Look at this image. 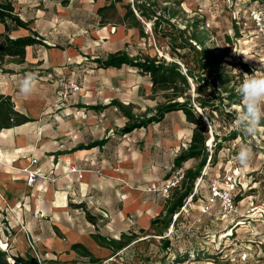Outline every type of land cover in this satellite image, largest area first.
Returning a JSON list of instances; mask_svg holds the SVG:
<instances>
[{"label":"crops","instance_id":"1","mask_svg":"<svg viewBox=\"0 0 264 264\" xmlns=\"http://www.w3.org/2000/svg\"><path fill=\"white\" fill-rule=\"evenodd\" d=\"M15 11L31 21L29 27L45 44L27 45L23 58L5 56L0 62V96L10 101L9 109L18 117L26 118L5 125L9 113L0 112L1 245L28 264L30 259L38 264L37 256L43 264H99L128 246L118 240L138 242L142 233L165 221L171 198L147 188L170 175L174 159L191 142L194 124L183 110H172L157 121L122 131L129 122L124 111L136 121L153 115L160 104L149 76L125 65L143 85L119 91L108 82L88 79L82 84L69 68L76 47L49 43L32 19H25L21 9ZM27 34L22 27L8 33L12 38ZM27 72L38 74L30 96L19 89ZM59 77L81 86L66 102L58 95ZM201 158L189 157L180 165L188 173ZM24 167L40 173L32 185ZM220 214V209L213 213L216 219L233 215Z\"/></svg>","mask_w":264,"mask_h":264},{"label":"rangeland","instance_id":"2","mask_svg":"<svg viewBox=\"0 0 264 264\" xmlns=\"http://www.w3.org/2000/svg\"><path fill=\"white\" fill-rule=\"evenodd\" d=\"M12 1L49 43L69 42L76 47L69 68L82 84L88 79L108 82L119 91H129L136 83L143 85L136 82V72L130 67L99 66L93 60L116 50L176 64L189 82L186 94L201 124L206 160L197 177H193L197 168L186 172L185 182L170 192V203L186 189L193 195L183 200L184 208L167 227L164 221L151 226L138 242L118 240L128 246L99 264H214L219 260L242 264L239 257L244 252L247 264L264 260V215L251 211L264 204V121L255 136L244 135L234 122V113L243 108L238 92L243 75L264 67V36L252 18L254 10L264 18V0H233L232 5L227 0ZM202 47L207 57L220 56L204 70L199 64ZM230 92L239 98L240 106L225 99ZM165 93L168 90L155 91L159 103L165 102ZM244 146L251 149L252 158L242 168L235 157ZM235 168L239 187L237 211L231 213L234 219L219 215L216 219L213 213L220 209L218 203L212 214L203 213L199 198L209 192L210 181L222 180ZM2 247L9 264L10 252Z\"/></svg>","mask_w":264,"mask_h":264},{"label":"trees","instance_id":"3","mask_svg":"<svg viewBox=\"0 0 264 264\" xmlns=\"http://www.w3.org/2000/svg\"><path fill=\"white\" fill-rule=\"evenodd\" d=\"M140 14L145 15L144 11H140ZM30 20H23L19 13L15 11V7L12 0H1L0 1V23L4 26V32L1 35L0 40V62L3 61L5 56H18L20 59L23 58L25 53V47L27 45H33L37 43L45 44L42 41V37L35 31L29 27ZM26 28L29 30V34L17 37H10L8 33L13 28ZM203 45V44H202ZM206 49L205 47L201 48L199 52V64L201 68L204 70L206 65L211 61H216L220 58V56L214 55L212 57H207L205 55ZM94 61L98 63L99 66L101 64H105V66H115L121 67L122 65H128L131 67H135L139 70V72L143 75L149 76V79L152 83V91L155 92L159 90H168V93H165V102L160 103L153 115L147 118L136 119L127 111H124L125 115L128 116L129 122L122 128V131L127 132L136 127L143 126L151 121H157L163 117L166 112L172 110H183L187 120L194 124L193 134L191 137V142L186 150L182 151L176 158L174 159L173 169L178 167L180 163L189 158L196 157L202 154L201 161L199 166L194 171L193 177H197L200 168L205 164L206 154H203L204 147V134L200 129L201 124L197 114L193 109V105L187 97V90L189 87V82L187 80L186 75L181 71L178 65L173 63H166L163 60L157 59L156 57H150L148 55H143L138 53L135 57L131 56L125 51H114L108 53L104 58L96 57ZM247 68V67H246ZM186 73L192 76V72L189 69H186ZM183 97L182 100H179L178 97ZM229 104L239 103L236 98L235 93L230 92L225 97ZM12 104L7 98L0 96V112H8L10 120L4 123L5 125H9L11 122H21L25 121V117H18V113L14 110H10V106ZM200 106L204 107L203 103H200ZM191 193V189L184 190L181 194L177 195L175 199L169 204L166 215H165V223L166 227L172 222V215L176 212H179L180 207L183 204V200ZM156 222V221H155ZM132 234L129 237H134ZM73 247H77L78 244L72 245ZM87 254H89L87 252ZM18 260H23L21 257H16ZM93 259L92 261H95ZM30 264L35 262L34 259H30ZM0 264H7L5 261V251L0 249Z\"/></svg>","mask_w":264,"mask_h":264},{"label":"built area","instance_id":"4","mask_svg":"<svg viewBox=\"0 0 264 264\" xmlns=\"http://www.w3.org/2000/svg\"><path fill=\"white\" fill-rule=\"evenodd\" d=\"M230 5H232L233 0H227ZM252 18L255 21V24L258 28V31L264 36V18L261 11L254 10L252 12ZM57 85H58V95L62 102L68 101L70 95L73 93H76L80 90L81 86L80 83L72 80L67 77H59L57 79ZM199 109V108H198ZM201 112V111H200ZM34 162V160H32ZM71 171H76L75 167H70ZM23 171L27 174V184L32 185L34 179L37 176H40V173L38 170H32L28 167H24ZM186 169L179 165L178 167L172 169L170 175L163 179L162 181H152L149 186L148 190L152 192L160 193L162 196L168 197L170 192L180 186L183 181L186 179ZM239 176L238 169L235 168L232 170L229 174H225L222 180H219L217 177L212 179L209 183V193L204 198V200L200 204V210L203 213H209L213 206L218 203L220 206V217L226 218L231 213H234L237 211V200H236V191L238 186L237 178ZM193 195V192H191L185 199L191 198ZM184 208V205L180 207V209ZM254 213H259V215H264V204L256 205L252 207L251 209ZM178 215V212L174 213L172 215L173 219H175ZM6 244V243H5ZM0 245H1V238H0ZM4 250L7 251V244L6 247H2ZM247 253H242L239 257V260L242 262V264H247ZM9 264H28L26 260H18L16 257L10 256L8 258ZM37 262L40 263V259L37 256ZM192 264H200L198 262H192ZM214 264H231L227 260H219L215 262ZM255 264H264V260L258 261Z\"/></svg>","mask_w":264,"mask_h":264},{"label":"clouds","instance_id":"5","mask_svg":"<svg viewBox=\"0 0 264 264\" xmlns=\"http://www.w3.org/2000/svg\"><path fill=\"white\" fill-rule=\"evenodd\" d=\"M37 82V73H25L19 82L20 93L30 96L35 91ZM238 92L242 98L243 108L234 113V122L238 131L246 136H255L261 130V122L264 121V67L259 70L254 69L253 74L245 73ZM251 158V149L244 146L241 147L235 160L240 167L245 168L249 165Z\"/></svg>","mask_w":264,"mask_h":264},{"label":"bare ground","instance_id":"6","mask_svg":"<svg viewBox=\"0 0 264 264\" xmlns=\"http://www.w3.org/2000/svg\"><path fill=\"white\" fill-rule=\"evenodd\" d=\"M147 22V21H146ZM147 24V23H146ZM209 142V141H208ZM170 229V228H169ZM171 231V230H170ZM167 233V232H166Z\"/></svg>","mask_w":264,"mask_h":264}]
</instances>
